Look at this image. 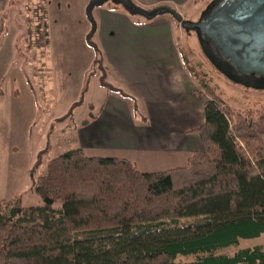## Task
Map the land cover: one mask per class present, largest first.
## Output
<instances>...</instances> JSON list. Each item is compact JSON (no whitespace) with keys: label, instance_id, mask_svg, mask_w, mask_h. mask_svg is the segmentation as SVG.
<instances>
[{"label":"trees","instance_id":"1","mask_svg":"<svg viewBox=\"0 0 264 264\" xmlns=\"http://www.w3.org/2000/svg\"><path fill=\"white\" fill-rule=\"evenodd\" d=\"M153 9L182 20L171 6ZM181 55L207 96L194 129L201 148L184 166L156 172L81 148L49 159L34 186L43 205L0 200V264H264L261 245L239 248L264 235V104L230 108L207 73ZM105 71L101 85L116 90ZM229 247L232 254L219 253Z\"/></svg>","mask_w":264,"mask_h":264},{"label":"rangeland","instance_id":"2","mask_svg":"<svg viewBox=\"0 0 264 264\" xmlns=\"http://www.w3.org/2000/svg\"><path fill=\"white\" fill-rule=\"evenodd\" d=\"M79 1H0L1 20L15 25L17 55L7 64L0 60V200L18 197L23 207L43 205L41 198L34 192L36 179L45 172L49 159L69 149L81 148L89 157L126 158L135 163L141 172H156L184 166L186 156L194 149L201 148L193 128L203 109L197 108L195 103L187 110V115L192 110L194 118L191 121L192 130L187 135V145L182 147L184 162L182 155L167 154L155 147L136 146L130 138L114 140L106 136L109 132L105 131L102 122H105L104 119L110 120V117L130 125L129 134L137 132L144 136L156 129L154 122L140 111L139 100L128 87L132 79V67L116 62L105 66L102 61L99 66L94 63L95 59L91 60L95 53L86 44L84 50L72 49L81 29ZM214 1L192 0L177 8L183 12L186 20H197ZM88 5L83 18L87 24L98 11V6L93 7L89 19ZM101 5L107 8L112 6V2ZM167 17L171 15L164 13L157 16L156 20L144 21L152 23ZM45 21L51 41L49 47L45 46L44 28L41 27ZM178 27L182 30L179 41L181 50L192 65L198 64L212 79V84L217 87V93L227 106L243 111L264 104V85L234 81L219 71L205 54L196 34L184 31L180 22ZM89 36L94 39L91 32L86 38ZM99 53L103 55L101 50ZM104 71L105 82L120 89L125 96L101 85L100 76ZM197 91L202 92L201 89ZM135 99L138 100V108L134 106ZM122 103L129 107L126 115ZM101 104L105 106L101 108ZM73 105L72 115L65 117ZM110 107H113L111 111ZM142 114L146 119L141 118ZM94 115L97 122L93 120ZM131 115L136 117V121L127 118ZM62 117L65 118L57 122ZM85 119L87 123H83ZM42 151L46 152L39 155ZM54 207L58 205L54 204ZM255 245H261L264 249V235L240 241L239 248ZM235 249L229 247L219 253L232 254ZM194 259L189 256L178 257L177 260L189 262Z\"/></svg>","mask_w":264,"mask_h":264},{"label":"crops","instance_id":"3","mask_svg":"<svg viewBox=\"0 0 264 264\" xmlns=\"http://www.w3.org/2000/svg\"><path fill=\"white\" fill-rule=\"evenodd\" d=\"M131 1L144 11L151 10L158 5H173L183 20L185 19L183 12L177 7L186 5L192 0ZM89 2L90 0L79 1L81 29H79V38L72 49L75 51L84 50L83 46L86 44L90 50H93L90 45V42H93L103 52L102 63L105 66L116 62L132 67V79H130L128 87L130 92L134 93L133 96L139 100L140 111L142 110L150 121L154 122L156 129L153 133L150 132L144 136L137 132L129 134L130 125L110 117V120L104 119L105 122H102L105 131L109 132L106 136L114 140L130 138L134 140L136 146L155 147L167 154L175 153L179 157L182 155L184 162L182 147L185 148L187 145V135L192 130L191 121L194 118L192 110L188 115L187 110L193 103L196 104L197 108L202 109V104L207 96L204 95L203 91L201 93L197 91L200 87L185 66L181 55L182 50L179 46L182 34V30L178 27L179 22L172 16L163 19V21L145 22L144 20H156L157 16L164 13L152 18H145L129 12L121 4L110 1L112 6L107 8H104V5H95L94 8L98 6L96 9L98 11L96 15H92L93 20L87 24L83 18H85V8ZM1 12L0 5V60H4V64H7V61L10 62L17 56L16 32L14 24L11 23L10 25L9 21L5 23L4 20H1ZM187 20L195 21L196 19ZM45 24L46 37L44 43L45 46L49 47L51 41L48 23L45 21ZM161 24L164 25L160 26ZM90 32L94 39L92 36L86 38ZM94 58L95 55L91 57V60ZM107 83L113 87L109 82ZM114 88L116 90L105 89L125 96L120 89ZM138 100L135 99L134 102L136 108H138ZM104 106L101 104V108ZM121 106L125 115L128 114L129 107L124 103ZM112 109L113 107H110V111ZM135 110L138 112V109ZM144 114L141 115L142 119H146ZM127 118L136 121V117L133 115ZM94 119V122H97L95 115L93 116ZM203 122L202 110V115L199 114L193 129H196ZM189 155L186 156V161Z\"/></svg>","mask_w":264,"mask_h":264},{"label":"water","instance_id":"4","mask_svg":"<svg viewBox=\"0 0 264 264\" xmlns=\"http://www.w3.org/2000/svg\"><path fill=\"white\" fill-rule=\"evenodd\" d=\"M107 1L121 4L129 12L145 18L163 13L159 9L144 11L131 0H90L89 19L93 7ZM208 9L205 16L204 13L195 21L180 20L181 27L186 32L193 31L201 45L205 39H210L220 56L236 68L238 74L254 77L251 82H241L237 78L234 81L247 85L264 82V0H221L210 4ZM207 57L215 66L220 65L214 55Z\"/></svg>","mask_w":264,"mask_h":264},{"label":"flooded vegetation","instance_id":"5","mask_svg":"<svg viewBox=\"0 0 264 264\" xmlns=\"http://www.w3.org/2000/svg\"><path fill=\"white\" fill-rule=\"evenodd\" d=\"M219 1H221V0H215L214 3H212V5H214L215 3H218ZM208 12H209V9L204 14V16ZM202 47H203V50L207 56L208 55H214V60L220 63V65H217L216 67L222 73H224L225 75H227L231 79H235V78L240 79L241 82L253 81L254 77L251 75L238 74V70L236 68L232 67L230 64H228V62L220 56L219 50L217 49L215 44L210 39H205L202 42ZM257 84L264 85V82H259Z\"/></svg>","mask_w":264,"mask_h":264}]
</instances>
